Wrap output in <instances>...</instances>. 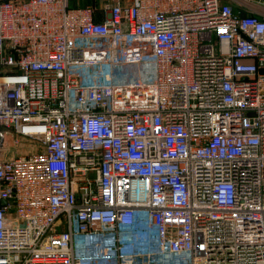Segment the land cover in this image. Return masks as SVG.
<instances>
[{"label": "built area", "instance_id": "1", "mask_svg": "<svg viewBox=\"0 0 264 264\" xmlns=\"http://www.w3.org/2000/svg\"><path fill=\"white\" fill-rule=\"evenodd\" d=\"M73 1L0 0V264H264L253 0Z\"/></svg>", "mask_w": 264, "mask_h": 264}, {"label": "crops", "instance_id": "2", "mask_svg": "<svg viewBox=\"0 0 264 264\" xmlns=\"http://www.w3.org/2000/svg\"><path fill=\"white\" fill-rule=\"evenodd\" d=\"M225 2H229L233 5H235L236 7H239V5H241L240 0H223ZM263 0H253L252 4H250L249 6H251V11L248 12H252L257 14L260 17H264V3H261Z\"/></svg>", "mask_w": 264, "mask_h": 264}, {"label": "rangeland", "instance_id": "3", "mask_svg": "<svg viewBox=\"0 0 264 264\" xmlns=\"http://www.w3.org/2000/svg\"><path fill=\"white\" fill-rule=\"evenodd\" d=\"M81 3L86 5L100 6V5H104L105 3L109 4L113 2L112 0H82Z\"/></svg>", "mask_w": 264, "mask_h": 264}, {"label": "trees", "instance_id": "4", "mask_svg": "<svg viewBox=\"0 0 264 264\" xmlns=\"http://www.w3.org/2000/svg\"><path fill=\"white\" fill-rule=\"evenodd\" d=\"M81 2H82V0H74V1H73V4H74V5H81V6L86 5V4H83V3H81Z\"/></svg>", "mask_w": 264, "mask_h": 264}]
</instances>
